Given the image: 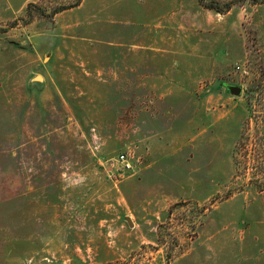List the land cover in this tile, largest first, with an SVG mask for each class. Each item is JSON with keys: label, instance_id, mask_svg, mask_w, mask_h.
<instances>
[{"label": "rangeland", "instance_id": "1", "mask_svg": "<svg viewBox=\"0 0 264 264\" xmlns=\"http://www.w3.org/2000/svg\"><path fill=\"white\" fill-rule=\"evenodd\" d=\"M73 1L0 0V264H264V0Z\"/></svg>", "mask_w": 264, "mask_h": 264}, {"label": "trees", "instance_id": "2", "mask_svg": "<svg viewBox=\"0 0 264 264\" xmlns=\"http://www.w3.org/2000/svg\"><path fill=\"white\" fill-rule=\"evenodd\" d=\"M82 2H83V0H74L71 3L59 5V6L55 7V9L52 11V13L48 16L55 17L56 15L63 13L67 10L77 8L82 4ZM199 2L202 4V0H199Z\"/></svg>", "mask_w": 264, "mask_h": 264}, {"label": "built area", "instance_id": "3", "mask_svg": "<svg viewBox=\"0 0 264 264\" xmlns=\"http://www.w3.org/2000/svg\"><path fill=\"white\" fill-rule=\"evenodd\" d=\"M118 162L123 166L124 169L126 170H131L133 165H132V160L126 156V155H120L118 157Z\"/></svg>", "mask_w": 264, "mask_h": 264}, {"label": "water", "instance_id": "4", "mask_svg": "<svg viewBox=\"0 0 264 264\" xmlns=\"http://www.w3.org/2000/svg\"><path fill=\"white\" fill-rule=\"evenodd\" d=\"M229 89H230L231 94L236 95V96H239L242 93V89L240 87L233 86V87H230Z\"/></svg>", "mask_w": 264, "mask_h": 264}, {"label": "crops", "instance_id": "5", "mask_svg": "<svg viewBox=\"0 0 264 264\" xmlns=\"http://www.w3.org/2000/svg\"><path fill=\"white\" fill-rule=\"evenodd\" d=\"M83 1H84V0H83ZM82 3H83V2H82ZM80 6H81V5H80ZM80 6H79V7H80ZM77 8H78V7H77ZM74 9H76V8H74ZM74 9H71V10H74ZM69 11H70V10H69ZM65 12H67V11H65ZM65 12H63V13H65Z\"/></svg>", "mask_w": 264, "mask_h": 264}]
</instances>
